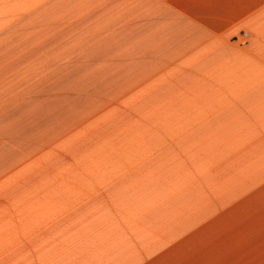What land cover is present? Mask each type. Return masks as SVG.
<instances>
[{
	"label": "crops",
	"instance_id": "obj_1",
	"mask_svg": "<svg viewBox=\"0 0 264 264\" xmlns=\"http://www.w3.org/2000/svg\"><path fill=\"white\" fill-rule=\"evenodd\" d=\"M95 5L0 102V264H264V0Z\"/></svg>",
	"mask_w": 264,
	"mask_h": 264
},
{
	"label": "rangeland",
	"instance_id": "obj_2",
	"mask_svg": "<svg viewBox=\"0 0 264 264\" xmlns=\"http://www.w3.org/2000/svg\"><path fill=\"white\" fill-rule=\"evenodd\" d=\"M79 1L0 0V102L41 83V51L66 47L60 42L73 36L71 16L78 19L101 8L77 12ZM55 36L63 40L53 44Z\"/></svg>",
	"mask_w": 264,
	"mask_h": 264
}]
</instances>
